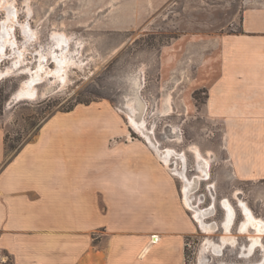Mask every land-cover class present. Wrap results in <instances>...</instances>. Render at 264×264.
Returning <instances> with one entry per match:
<instances>
[{"label":"rangeland","instance_id":"374dc122","mask_svg":"<svg viewBox=\"0 0 264 264\" xmlns=\"http://www.w3.org/2000/svg\"><path fill=\"white\" fill-rule=\"evenodd\" d=\"M261 2L264 0H12V16L13 12L9 15L5 10L8 1L0 0V31L9 16L17 17L9 21L15 26L12 37L17 43L13 49L6 47V56L0 60V122L8 123V152L15 153L32 140L51 116L95 102L107 104L121 130L133 133L128 103L139 95L146 104L144 131L160 150L187 151L189 179L199 175L189 148L198 146L204 156L212 158L209 178L188 189L193 204L207 211L204 220L210 229L204 230L188 208L199 231L188 241L187 264H264V231L256 230L255 225L244 227L246 215L241 207L243 201L252 218L264 224V184L234 176L227 162L229 125L214 123L204 111L208 89L218 72L221 39L239 33L244 11ZM27 24L35 31L31 39L23 30ZM21 52L23 59L18 58ZM40 53L51 70L58 69L57 59L68 60L65 83L51 76L35 81ZM32 81L35 96L20 99L19 91ZM167 100L172 111L165 114ZM141 138L140 143L149 148ZM220 145L226 148L222 149L225 154L214 156ZM172 160V169L167 171L185 168L182 161ZM180 182L185 203V183L181 178ZM227 200L236 215L230 232L225 231L228 213L223 202ZM227 236H233L235 243L220 248ZM210 242L212 247L204 251L203 245Z\"/></svg>","mask_w":264,"mask_h":264},{"label":"crops","instance_id":"0c3cea01","mask_svg":"<svg viewBox=\"0 0 264 264\" xmlns=\"http://www.w3.org/2000/svg\"><path fill=\"white\" fill-rule=\"evenodd\" d=\"M217 58L204 111L229 125L234 176L264 184V2L244 11L241 31L221 39ZM7 124L0 122V252L9 264H187L199 230L180 177L140 136L122 131L107 104L51 116L15 153Z\"/></svg>","mask_w":264,"mask_h":264},{"label":"bare ground","instance_id":"6f19581e","mask_svg":"<svg viewBox=\"0 0 264 264\" xmlns=\"http://www.w3.org/2000/svg\"><path fill=\"white\" fill-rule=\"evenodd\" d=\"M8 3H6V7H5V10H7L9 12V15L12 13V16L15 15L14 14V11L13 9V3H10L11 1L10 0H7ZM4 3V2H3ZM4 8V7H3ZM18 14V13H17ZM12 16H9L8 17V20L5 21L4 25H1L3 26V31H0V60L6 56V53H5V49L6 47H11L12 49L14 48V45L17 43V40H13V37H12V28L14 30V27H12L13 25L10 24L9 21L11 20H14ZM17 18V17H15ZM16 23V22H14ZM28 23V22H27ZM2 24V22H1ZM7 26V28H6ZM23 30L25 32V36L28 38V39H31L33 38V34H34V30L29 27V25H24L23 26ZM8 30V33L6 35L5 31ZM7 32V31H6ZM15 35V34H14ZM58 38V37H57ZM32 42V41H31ZM18 45V44H17ZM24 46V45H23ZM16 48V47H15ZM26 48V47H25ZM21 49V47L19 48ZM28 49V47H27ZM15 51V50H14ZM20 51V50H19ZM24 51V50H23ZM26 53V52H25ZM23 53L21 52L20 53V57L18 58H22V55ZM9 55V54H8ZM41 55V63L39 65V67L37 68L38 70L36 71L37 73V78L35 79V81H41V80H44L45 77L47 76H51V77H55V78H58L60 80H63L62 82L65 81L66 78H64V69L66 68V66H68V60L65 59V58H59L57 59V62H58V69L57 70H51L49 67H48V64H45L44 62V57L46 58L45 55H43L42 53H40ZM16 59V58H15ZM23 59V58H22ZM47 59V58H46ZM17 60V59H16ZM20 60V59H19ZM46 61V60H45ZM25 62V61H24ZM23 62V63H24ZM22 63V64H23ZM30 71H31V68H29ZM28 69V70H29ZM10 70V69H9ZM33 70V69H32ZM67 70H65L66 72ZM4 73V72H3ZM46 74V75H44ZM45 76V77H44ZM56 80V79H55ZM34 81V80H33ZM30 82L28 85H25V87H27V89H24L21 91H19V97L20 99L22 97H24V99L28 98L29 97H34L35 94H36V90L35 89V85L34 83ZM45 81V80H44ZM57 81V80H56ZM67 81V80H66ZM51 82V81H50ZM65 83V82H64ZM135 83V82H134ZM139 84V82H138ZM61 86V85H60ZM37 88V87H36ZM30 93H29V92ZM136 95V93H135ZM18 98V97H17ZM25 99V100H26ZM19 100V99H18ZM167 103L169 104V106L167 107L168 109L165 110V114L172 111V105L170 104V100H167ZM128 106L131 110V113L129 114V117H130V122H131V126L130 128H132L133 130H135L141 137H143L147 143L149 144V146H151L156 152H157V158L160 162H162L163 166L169 170V169H172V159L175 160V163L180 162L182 161V163L185 165L183 168V166H181L180 169L176 168V169H173L171 170L172 173H175V174H178L179 177L183 180V182L185 183L184 185V193H185V203H187V207L190 208V209H193V212L195 214V217L197 218V220L199 221V223L201 224V226L204 228V230H208L210 229L209 225L207 223H205V217L207 216V211L203 210V209H199L198 208V205H196L195 203L193 204V199H192V196H189V188L192 187V185L194 183H196V181H205L209 178V172H208V168L211 164V161H212V158H209L208 156H204L201 149L198 147V146H192L191 148H189V152H191L194 156H195V159L197 161V169L199 171V175L195 176L193 179H189L187 177V169H186V161H187V151H185L184 153H181V154H176L172 149H167V150H160L159 149V145L156 143V142H153L152 138H151V135L149 133H146L144 130H146L147 128V120L145 118H143V113L145 112V109H146V104L142 101L141 97L139 95L135 96L134 98H131L130 99V102L128 103ZM125 113V112H124ZM138 119V120H137ZM156 134V133H155ZM178 136V135H177ZM179 141H182L181 140V137L179 136ZM172 141V140H171ZM159 142V141H158ZM161 148V147H160ZM181 163V162H180ZM191 195V194H190ZM237 198V197H235ZM238 199V198H237ZM240 201V200H239ZM226 202H229L228 200L223 202L225 205L224 207H226L227 209V213H228V216H227V221H226V225H225V228H226V232H230L231 228V224H232V221L233 220V217L236 215H234V209L231 205H229V203H226ZM241 207L243 208L244 210V213L246 215V221L244 223V227L247 228L248 226H253L255 225L256 226V230L260 231V232H263L264 231V224L263 223H260V219H253L252 216H251V213H250V210L249 208L247 207V205L241 201ZM207 218V217H206ZM264 221V220H263ZM215 224V223H214ZM217 225V223H216ZM222 225V224H221ZM248 227V228H249ZM224 229V228H223ZM214 231V230H213ZM246 231V230H245ZM244 231V232H245ZM248 231V230H247ZM206 231H204L205 233ZM255 232V231H254ZM213 233V232H211ZM209 235V234H208ZM261 235V234H260ZM224 236V235H223ZM226 236V235H225ZM253 236V235H252ZM235 237V236H234ZM235 238H233V236H227V237H224L223 238V242L221 245L222 247L220 248H223L226 243L230 242L232 244H234ZM257 239V238H256ZM207 240V239H206ZM237 240V239H236ZM256 240L254 241V245L256 244ZM253 245V244H252ZM257 245V244H256ZM204 246V251L205 250H209L210 247H212V242L210 243H205ZM214 247V246H213ZM252 247V246H251ZM254 247V246H253ZM262 247V246H261ZM264 247V246H263ZM257 248V247H256ZM202 250V251H203ZM220 251V250H219Z\"/></svg>","mask_w":264,"mask_h":264},{"label":"built area","instance_id":"2783aa9c","mask_svg":"<svg viewBox=\"0 0 264 264\" xmlns=\"http://www.w3.org/2000/svg\"><path fill=\"white\" fill-rule=\"evenodd\" d=\"M156 241H157V236H154L152 242L155 243ZM0 264H9V258L6 255H4L2 252H0Z\"/></svg>","mask_w":264,"mask_h":264},{"label":"flooded vegetation","instance_id":"af4514ba","mask_svg":"<svg viewBox=\"0 0 264 264\" xmlns=\"http://www.w3.org/2000/svg\"><path fill=\"white\" fill-rule=\"evenodd\" d=\"M130 133H131L132 135H133V134L138 135V133H137L136 131H133V133H132V132H130Z\"/></svg>","mask_w":264,"mask_h":264},{"label":"trees","instance_id":"16d2710c","mask_svg":"<svg viewBox=\"0 0 264 264\" xmlns=\"http://www.w3.org/2000/svg\"><path fill=\"white\" fill-rule=\"evenodd\" d=\"M71 110H72V109H69V111H71ZM69 111H68V112H69Z\"/></svg>","mask_w":264,"mask_h":264}]
</instances>
